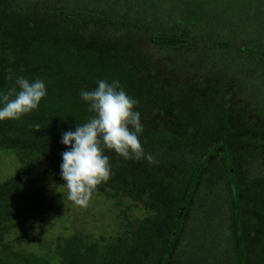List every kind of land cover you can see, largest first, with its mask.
I'll return each instance as SVG.
<instances>
[{
  "label": "trees",
  "instance_id": "16d2710c",
  "mask_svg": "<svg viewBox=\"0 0 264 264\" xmlns=\"http://www.w3.org/2000/svg\"><path fill=\"white\" fill-rule=\"evenodd\" d=\"M233 22L243 23L236 26L244 34L238 45L215 33L218 24ZM90 23L104 32L120 23L124 31L100 36ZM126 29L165 51L170 71L187 56L190 75L160 73ZM231 48L238 61L226 56L217 75L198 73L206 59L216 68L215 50ZM17 76L42 79L47 94L19 119L0 120V147L12 148L21 164L0 182V264H264V175L253 168L264 166V0H83L74 7L0 0V93ZM99 80L119 81L138 100L139 138L157 163L105 150L114 175L96 191L126 199L120 213L139 202L141 216L135 224L125 217L122 231L60 233L59 241L56 234L19 249L17 226L32 223V212H46L45 184L65 186L62 134L94 115L80 92ZM215 153L218 166L210 162ZM219 192L227 218L220 242L219 233L211 236ZM200 194L207 200L197 212L206 217L188 225ZM198 229L213 240L209 246L192 238ZM184 230L189 238L180 247Z\"/></svg>",
  "mask_w": 264,
  "mask_h": 264
},
{
  "label": "rangeland",
  "instance_id": "374dc122",
  "mask_svg": "<svg viewBox=\"0 0 264 264\" xmlns=\"http://www.w3.org/2000/svg\"><path fill=\"white\" fill-rule=\"evenodd\" d=\"M28 3H36V5L39 6H45L49 5L52 7H57L60 4H67L69 6H75V5H81L83 4V0H27ZM117 7L121 6V2L117 1ZM170 9H174V6L172 5ZM156 11L159 12L160 17L164 16V13L158 8ZM168 11V9H166ZM165 11V12H166ZM120 24V23H119ZM117 25L116 23L107 27L106 31H98L97 25L90 23L89 28H91L93 31H98L100 36L106 35L110 36L116 34V29L124 31L120 25ZM237 24L243 25L242 22L240 23H227L225 25L218 24L219 28L215 30V33L217 34H226L230 38H228L230 41H233L234 44L238 45L240 42H243L244 34L243 32L239 31L236 26ZM212 26V25H211ZM244 27L248 30L250 28H247V26L244 25ZM121 28V29H120ZM91 29L89 31H91ZM117 30V31H118ZM233 30V32H231ZM126 33H129L128 35L133 37L134 47L140 50L149 51L152 55V58L157 61L158 63V69L160 73L165 75H176L178 74L179 77L183 76H189L190 71L193 68L187 67L185 64H189V61L187 60V56H184L182 61L178 66H175L176 72L170 71V68L172 65L169 64L168 58L166 55V52L160 49H157L153 46V44L149 43L148 39L145 38L142 34H134L132 35L128 29L125 30ZM230 33V34H229ZM103 34V35H102ZM225 35V36H226ZM115 37H121L120 35H117ZM103 39V38H102ZM235 48H231V50L227 49L226 51L217 49L215 50V60H217L216 68L215 65L209 64L206 60L202 61V64L197 67V71L200 74H210L211 75H217L218 69H220L219 62L221 59L225 60L226 56L230 58V61L236 62L239 59V52L234 51ZM209 58V57H208ZM179 60H176V63ZM185 63V64H183ZM175 65V64H174ZM229 68L232 67L230 64ZM235 65V64H234ZM191 67V66H190ZM174 68V67H173ZM213 69V71L210 70ZM223 69V68H222ZM209 76V75H208ZM218 153H215L212 156L211 164L214 166H218L217 158ZM262 166V165H261ZM21 164L17 160L14 150L12 148H4L0 147V182L5 180L6 178L10 177L11 175L17 173L20 170ZM255 170L260 168V172L264 175V166L259 167L258 164H255L253 167ZM210 173V172H208ZM107 190H104L102 192L95 191L88 203L87 206H79L75 204L73 201H71L68 198V189L66 186L55 185L52 186L51 184H45V189L43 191L42 199L43 202L40 205V208L46 212L41 214H36L35 212L31 213L32 223L28 222H22L20 225L17 226L16 230H20L15 236L14 241L17 248L22 249L23 246H35L37 244L36 242L41 243H47L50 242L53 237L56 236L54 241H59L61 238H59L60 233H62L64 236L66 234H70L73 232H82L89 235L90 233L94 235H101L102 233L107 234L108 227H111V229H116L117 231L123 229L124 227V218L129 217L133 224L136 223V218L141 216V210L139 209V202H134L131 204V208L127 212H122L118 210L120 207L124 208L126 199H121L120 197L112 198ZM216 199H214V212L213 217L215 222L218 224L214 231L212 232V235H217L216 238L219 242L220 240L218 238L226 240V235L222 230H227V218L226 213L224 212V206L222 205V194L221 192L215 193ZM105 196V197H104ZM197 200H195L192 204L191 208V214L187 218L188 225H197L199 224V220L202 218L204 219L206 216L203 215V211L201 213L197 212V209H202L204 207L203 203H206L205 201L207 198H203V194H200L197 196ZM201 198H203L201 200ZM118 200L120 203V206L115 205V201ZM41 215V216H40ZM219 220V221H218ZM15 230V231H16ZM24 233H22V232ZM217 232V233H216ZM65 233V234H64ZM222 233V234H221ZM92 234V235H93ZM12 232L9 233V237H11ZM55 235V236H54ZM26 236V238H25ZM189 234L186 230H184V233L181 235L180 239V247L183 246V244L188 241ZM191 238V237H190ZM193 239L200 240V238H203V241L206 245L210 244L211 238L208 235L200 234L199 229L193 233L192 235ZM215 239V240H216ZM198 240V241H199ZM201 241V240H200ZM218 242V243H219ZM220 244V243H219ZM218 244V246H219ZM209 246V245H208ZM52 262V260H51Z\"/></svg>",
  "mask_w": 264,
  "mask_h": 264
},
{
  "label": "clouds",
  "instance_id": "9594fccd",
  "mask_svg": "<svg viewBox=\"0 0 264 264\" xmlns=\"http://www.w3.org/2000/svg\"><path fill=\"white\" fill-rule=\"evenodd\" d=\"M97 85L80 92L94 115L83 125H76L75 131L64 132L61 139V143L68 146L61 154V177L68 189V198L79 206H87L97 186L114 175L105 150H114L126 160L146 159L157 163L145 152L139 138L144 126L140 113L135 110L138 100L128 95L119 81L99 80ZM46 94L42 79L30 81L17 76L15 86L0 93V120L19 119L37 109ZM34 127L40 129L39 125Z\"/></svg>",
  "mask_w": 264,
  "mask_h": 264
}]
</instances>
